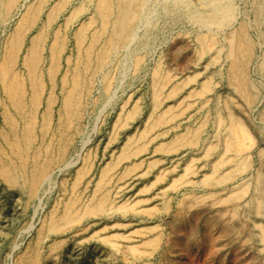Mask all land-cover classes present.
<instances>
[{
    "label": "bare ground",
    "instance_id": "bare-ground-1",
    "mask_svg": "<svg viewBox=\"0 0 264 264\" xmlns=\"http://www.w3.org/2000/svg\"><path fill=\"white\" fill-rule=\"evenodd\" d=\"M236 1L54 0L48 5V0H0V23L12 20L13 15L25 9L5 37L0 52V98L3 117L8 125L0 132V179L8 187L25 195L26 204L42 198L45 185L50 183L56 167L62 170V166L70 167L80 159V152L76 159H73L71 152L82 130L85 114L94 110L99 100H107V103L103 102L106 104L112 101L119 71L126 73L129 67L139 69L148 56L153 55L163 29L159 20L163 19L164 23L169 24L192 25L196 44L191 54L204 59L207 69L202 78L199 72H194L182 79H174L161 61L153 63L149 84L153 117L146 123L145 129L137 133L138 136L127 137L118 155L103 166L88 196H84L86 190L81 191L79 185L90 171L93 157L84 155V162L73 182L68 184L62 181L64 199L50 209L36 242L28 253L23 254L19 264L38 263L44 235L69 233L87 223L91 217H101L107 223L112 210L141 209L136 202L119 203L113 198L109 187L111 175L122 161L137 155L145 147L142 138L149 131L156 128L160 131L165 127L161 134L169 132L167 127L173 125L172 120L184 109L180 106L175 108L168 102L184 89L187 104L201 100V107H206L205 114L198 127L187 125L181 131H174L168 140L157 145V149L168 152L200 146L207 163L201 181L204 187L210 186L212 189L208 194L211 202H232L246 195L251 185L249 179L230 188L227 196L219 195L216 191L219 186L225 187L228 180H235L251 165V142L246 120L249 116L241 118V105L237 103L242 99L245 105L252 107L259 98L256 84L248 73L255 53V43L249 29L257 22L264 23V0H254V20L248 19L246 11L240 10ZM60 16L64 19L62 25L54 27ZM79 18H83L79 25L71 27ZM41 21L31 35L34 26ZM70 29L73 30L74 48L67 53ZM181 30L183 33L191 31L185 28ZM261 34L264 35L263 32ZM18 64H21V68ZM259 66L260 72L264 73V52ZM220 80L227 82L231 92L223 100L217 101L215 97H218L217 84ZM57 86L60 87L59 96L56 95ZM46 89H49L47 96ZM261 99L263 106L260 115L264 119V97ZM57 102L59 107L54 120ZM139 111L138 102L129 109L124 108L117 116L116 126H122L123 122L136 117ZM209 123L213 124L215 132L203 139V129ZM260 156L264 162L263 150ZM138 166L137 162L126 164L122 176L130 174ZM194 166L192 162L188 163L183 169L184 173L172 179L171 187L177 188L189 181V177L196 173ZM163 175L158 172L157 181L163 179ZM253 178L255 181L246 211L251 210L263 219L264 172H258ZM204 196L184 198L179 204L180 212L206 203L208 197ZM160 200L159 206L147 211L155 213L170 208L172 200L168 192H162ZM232 208L234 212L239 211L235 205ZM208 219L207 228L211 230L218 223L221 236L228 235L234 228L230 220ZM260 230L264 236L263 224H260ZM57 239L51 244V254H55L62 244ZM103 239L116 241L105 235ZM160 241L161 234L158 232L146 243L128 244L122 246L121 251L141 258Z\"/></svg>",
    "mask_w": 264,
    "mask_h": 264
},
{
    "label": "rangeland",
    "instance_id": "rangeland-1",
    "mask_svg": "<svg viewBox=\"0 0 264 264\" xmlns=\"http://www.w3.org/2000/svg\"><path fill=\"white\" fill-rule=\"evenodd\" d=\"M53 2L54 0H48L47 3L51 5ZM236 5L240 10L246 11L249 20H254V0H237ZM47 8L46 6L45 11ZM24 10L22 8L16 16L13 15L12 20L0 23V52L5 37ZM63 20L60 16L53 26L59 27ZM82 20L83 18H79V21L71 27L78 26ZM41 23L42 21L34 26L31 35ZM159 24L163 29L155 44L153 55L148 56L146 63L139 69L129 67L126 73L119 71L114 83L112 101L106 104L107 100L101 102L99 100L95 109L85 114L82 130L71 152L73 159H76L77 153L80 152V159L70 167L62 166V170L56 167L53 170L51 181L45 185L41 199L36 198L26 204L25 195L8 187L0 179V264H19L23 254L30 251L50 209L58 201L64 199L62 181L68 184L73 182L85 156L92 155L93 162L79 187L81 191L86 190L84 196H88L89 190L93 189L99 178L101 169L118 155L127 137L131 135L135 137L140 130L145 129L146 123L154 115L149 84L155 61H161L164 68L170 70L174 79H182L194 72H199V77L202 78L206 73L205 60L198 59L194 53L191 54L192 47L196 44L192 25L164 23L163 19L159 20ZM181 28L191 31L183 33ZM71 32H73L72 29L68 30L67 53L74 48V37ZM262 32L264 33V23L261 22H257L256 26L249 29L255 43V53L248 73L256 84L259 98L252 107L245 105L242 99L237 103L241 105L239 108L241 118L245 119L249 116L246 120H248L251 142V165L235 180H228L225 187L219 186L216 190L219 195L227 196L230 188L249 179L251 185L246 195L232 202H211L208 194L212 192V189L210 186L204 187L201 181L206 173L207 163L200 146L182 147L168 152L157 149V145L168 140L174 131H181L187 125L198 127L200 119L205 114L206 107H201V100L196 99L192 105L187 104L184 89V92L182 91L168 102L175 108L180 106L184 109V112L172 120L173 125L167 127L169 132L166 135L161 134L163 129H166L165 127L160 131H158L159 128L149 131L142 138L145 147L137 155L122 161L111 175L109 187H111L113 198H116L119 203L136 202L141 209L137 211L112 210L107 223L101 217H91L87 223L69 233L44 235L42 255L37 264H264V236L260 230V224L264 225V218L262 219L251 210L246 211L252 183L255 181L253 177L260 171L264 172V162L260 156L261 150L264 151V119L260 115L263 106L261 98L264 97V73L259 69L264 52ZM18 67L21 68V64H18ZM217 89L219 90L217 91L218 97H215L217 101L223 100L224 96L231 92L224 80L219 81ZM48 92L49 89H46V96ZM56 95H60L59 86H57ZM135 102L139 103V114L123 122L124 125L122 123V126L117 127L119 113L124 108L129 109ZM2 107L0 98V132L8 127L3 117ZM58 107L59 102L55 104L54 120L57 118ZM206 127L203 129V139L215 132L212 123ZM131 162H137L138 168L123 177V167ZM190 162L195 165L196 173L189 177V181L180 184L177 188H172V179L183 174L186 165ZM158 172L164 174V178L157 181ZM162 192L169 193L172 200H170L172 202L170 208L166 211L149 213L147 211L149 208H156L160 205ZM194 195H205L208 201L201 206H194L190 210L184 209L180 212V202ZM234 205L239 211H233ZM206 219L208 221L230 220L234 228L228 235L221 236L218 223L209 230ZM158 232L161 234V241L155 248L148 245L152 249L142 254L141 258L135 257L132 253H129L130 255L125 253V255L123 250L121 251V247L128 244L146 243L148 238L154 237ZM104 235L115 238L116 241L105 240ZM56 238H58L57 241L61 240L62 244L55 254H51L50 247Z\"/></svg>",
    "mask_w": 264,
    "mask_h": 264
}]
</instances>
